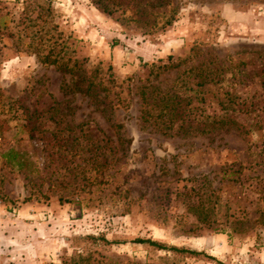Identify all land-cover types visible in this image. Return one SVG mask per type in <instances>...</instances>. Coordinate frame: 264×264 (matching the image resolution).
<instances>
[{
  "label": "rangeland",
  "instance_id": "374dc122",
  "mask_svg": "<svg viewBox=\"0 0 264 264\" xmlns=\"http://www.w3.org/2000/svg\"><path fill=\"white\" fill-rule=\"evenodd\" d=\"M0 264H264V0H0Z\"/></svg>",
  "mask_w": 264,
  "mask_h": 264
},
{
  "label": "trees",
  "instance_id": "16d2710c",
  "mask_svg": "<svg viewBox=\"0 0 264 264\" xmlns=\"http://www.w3.org/2000/svg\"><path fill=\"white\" fill-rule=\"evenodd\" d=\"M175 65L176 64H173V66H175ZM90 84L91 83L89 82L85 87L78 84V85H76V89L80 93L88 94V91L90 90ZM165 96H167V95L163 93L158 99L159 102H164V107H166L168 105V103H167L168 102L167 101L168 97L166 99H164ZM140 97H141V100H142L141 102L142 103H146L147 97L144 95V93L141 94ZM147 115L148 114H147L146 110L145 109H141V118H142L143 121H147L148 120V116ZM159 115H160V113H158L156 116H159ZM197 130H198L197 132H204L205 131V129H197ZM162 132L163 133H167V131H162ZM134 241L135 242H139V243H148L150 245H155V246L161 247V245H159L157 242H155L153 240H150V239L137 238ZM173 248H175V247H173ZM191 252H195V251H191Z\"/></svg>",
  "mask_w": 264,
  "mask_h": 264
}]
</instances>
